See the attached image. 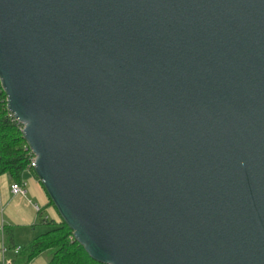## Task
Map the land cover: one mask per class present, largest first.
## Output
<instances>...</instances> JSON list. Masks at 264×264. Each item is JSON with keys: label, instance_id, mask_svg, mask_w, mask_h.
<instances>
[{"label": "water", "instance_id": "95a60500", "mask_svg": "<svg viewBox=\"0 0 264 264\" xmlns=\"http://www.w3.org/2000/svg\"><path fill=\"white\" fill-rule=\"evenodd\" d=\"M0 85L93 261L264 264V0H0Z\"/></svg>", "mask_w": 264, "mask_h": 264}, {"label": "trees", "instance_id": "16d2710c", "mask_svg": "<svg viewBox=\"0 0 264 264\" xmlns=\"http://www.w3.org/2000/svg\"><path fill=\"white\" fill-rule=\"evenodd\" d=\"M30 159L22 135V126L8 112L6 95L0 85V176H9L12 183H23L25 171L29 170L35 176L33 168H28ZM46 224L51 225L52 229L22 247L14 259L10 260V264H27L47 250L53 251L47 264H100L93 261L74 240L71 230L64 222L47 221ZM3 230L4 237L8 238L10 243L12 233L2 228V232ZM16 247L11 246V250L14 251Z\"/></svg>", "mask_w": 264, "mask_h": 264}, {"label": "crops", "instance_id": "0c3cea01", "mask_svg": "<svg viewBox=\"0 0 264 264\" xmlns=\"http://www.w3.org/2000/svg\"><path fill=\"white\" fill-rule=\"evenodd\" d=\"M22 179L26 184V193L24 196L13 195L11 193L12 181L9 176H0V264L3 261L13 260L20 251L15 253L16 248L19 247L21 249L39 236L35 234L38 225H47V221L57 222V218L51 219L44 215L46 208L49 206L53 207V205L50 203L47 194L36 176L27 170L23 173ZM2 228L12 233L10 243L8 238L6 239L4 237V230L2 232ZM20 233H24L25 241L28 240V242L19 244L18 239ZM11 246L17 247L13 251L11 250ZM2 248L5 250L4 254L2 253ZM47 251L34 257L27 264H47L48 260L51 259L50 257H52L50 253L48 256Z\"/></svg>", "mask_w": 264, "mask_h": 264}, {"label": "rangeland", "instance_id": "374dc122", "mask_svg": "<svg viewBox=\"0 0 264 264\" xmlns=\"http://www.w3.org/2000/svg\"><path fill=\"white\" fill-rule=\"evenodd\" d=\"M44 215H46L47 217H49V218H53V219H55V218H57V222L56 223H61V219L59 218V216H58V214H57V212L54 210V208L52 207V206H49L48 208H46V210H45V212H44ZM1 226V225H0ZM52 229V226L51 225H43V224H41V225H38L37 226V228H36V231H35V234H36V236H38V235H40V234H43V233H45V232H47V231H49V230H51ZM26 234H27V232H26ZM26 238H27V235H26ZM19 241V244L20 243H22V244H24L25 242H28V240L27 241H25V235H24V233H20L19 234V239H18ZM49 253L51 254V256H52V253H53V251H51V250H48L47 251V254H48V256H49ZM51 258V257H50ZM50 261V259L48 260V262Z\"/></svg>", "mask_w": 264, "mask_h": 264}, {"label": "built area", "instance_id": "2783aa9c", "mask_svg": "<svg viewBox=\"0 0 264 264\" xmlns=\"http://www.w3.org/2000/svg\"><path fill=\"white\" fill-rule=\"evenodd\" d=\"M29 155L31 156V159H30V163H29L28 168H33L34 164H35V158H34V156L32 155V153L30 151H29ZM25 186H26V184L24 182L20 183V184L12 183V185H11V193L13 195H23L24 196L25 193H26ZM19 250H20L19 247L16 248L15 253H17ZM4 252H5V250L2 248V253L4 254ZM2 264H10V261H3Z\"/></svg>", "mask_w": 264, "mask_h": 264}]
</instances>
